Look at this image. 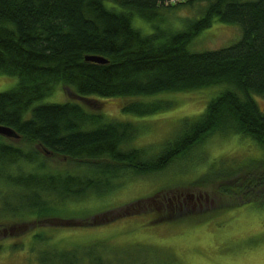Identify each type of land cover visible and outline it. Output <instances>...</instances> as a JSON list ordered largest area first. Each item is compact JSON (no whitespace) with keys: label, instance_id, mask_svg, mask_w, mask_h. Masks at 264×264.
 <instances>
[{"label":"trees","instance_id":"16d2710c","mask_svg":"<svg viewBox=\"0 0 264 264\" xmlns=\"http://www.w3.org/2000/svg\"><path fill=\"white\" fill-rule=\"evenodd\" d=\"M184 8L199 13L174 24ZM215 20L239 26L241 39L192 52L191 43ZM0 73L19 77L16 88L0 93V126L28 142L18 146L0 136V226L70 218L69 204L112 192L119 186L112 182L124 176L161 172L215 133H236L264 149L257 100L264 97V0H0ZM60 83L84 105H35ZM211 88L218 95L198 117L183 120L181 133L155 156L135 145L134 123L110 119L91 104L121 98L123 114L147 117L174 107L153 97ZM48 153L74 167L49 165ZM223 175L209 172L204 181L220 182V193L239 201L232 208L264 206V161ZM50 239L32 236L39 264L81 263L76 251L49 255ZM15 250L0 246V253Z\"/></svg>","mask_w":264,"mask_h":264},{"label":"rangeland","instance_id":"374dc122","mask_svg":"<svg viewBox=\"0 0 264 264\" xmlns=\"http://www.w3.org/2000/svg\"><path fill=\"white\" fill-rule=\"evenodd\" d=\"M198 13L184 8L172 21L176 24L178 18ZM241 37L239 26L215 20L189 48L192 52L214 51ZM18 84L19 77L0 73V93ZM218 93L219 88H211L158 95L151 100L172 101L174 107L147 117L123 114L125 100L121 98L98 99L91 104L99 105L110 119L134 123L139 130L135 145L155 156L181 133L183 120L198 117ZM257 100L264 109V97ZM66 102L85 103L72 88L60 83L35 105ZM11 141L18 146L28 144L22 138ZM45 155L49 165L74 167L67 158ZM263 161L264 149L250 138L236 133L212 134L161 172L124 176L112 182L119 184L112 192L69 204L70 218L1 225L0 244L4 241L17 250L1 252L0 264H39L37 253L30 251L40 247L32 240L40 232L51 238L49 255L76 251L79 264H264V206L252 203L232 208L239 201L221 194L220 182L204 181L209 172L216 179L234 174L241 166L256 168Z\"/></svg>","mask_w":264,"mask_h":264},{"label":"water","instance_id":"95a60500","mask_svg":"<svg viewBox=\"0 0 264 264\" xmlns=\"http://www.w3.org/2000/svg\"><path fill=\"white\" fill-rule=\"evenodd\" d=\"M86 61L99 63V64L108 63V61L105 58L99 56H87ZM0 136H3L9 140H18L21 138L20 135L15 130L5 126H0Z\"/></svg>","mask_w":264,"mask_h":264},{"label":"flooded vegetation","instance_id":"af4514ba","mask_svg":"<svg viewBox=\"0 0 264 264\" xmlns=\"http://www.w3.org/2000/svg\"><path fill=\"white\" fill-rule=\"evenodd\" d=\"M3 244H4V241H3ZM0 246H1V244H0Z\"/></svg>","mask_w":264,"mask_h":264}]
</instances>
